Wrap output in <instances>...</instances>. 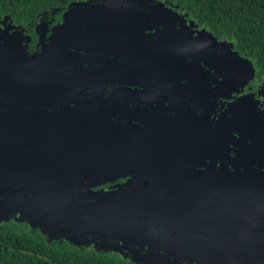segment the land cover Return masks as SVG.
Instances as JSON below:
<instances>
[{
	"label": "water",
	"instance_id": "1",
	"mask_svg": "<svg viewBox=\"0 0 264 264\" xmlns=\"http://www.w3.org/2000/svg\"><path fill=\"white\" fill-rule=\"evenodd\" d=\"M72 6L41 52L0 42V108L25 122L0 115V220L17 214L52 238L143 264H264V170L198 169L197 129L168 110L141 109L133 118V107L124 105L131 121L113 123L88 115L104 96L130 99L132 86L144 85L139 78L163 87L202 61L223 64L209 53L212 40L234 56L226 61L230 84L247 82L253 61L205 28L197 36L177 31L161 0ZM149 17L168 23L147 32ZM109 85L120 87L87 92ZM75 95L87 97L71 105ZM46 105L59 108L37 109ZM228 113L226 124L251 139L244 158L264 162V123L255 120L250 99L232 102ZM127 175L136 176L100 188Z\"/></svg>",
	"mask_w": 264,
	"mask_h": 264
},
{
	"label": "flooded vegetation",
	"instance_id": "2",
	"mask_svg": "<svg viewBox=\"0 0 264 264\" xmlns=\"http://www.w3.org/2000/svg\"><path fill=\"white\" fill-rule=\"evenodd\" d=\"M170 13L172 14L171 20H169L171 22V27L177 31L183 32L185 35H199V30H201L202 27L193 22L191 18L182 14L179 9L173 6ZM150 19L149 17L143 20V27L147 32H154L166 26L168 23L161 18H154L153 21ZM54 20V18L38 20L34 26V33L31 34L27 32V28L16 22L12 16L0 17V42H12L23 49L28 55L39 53L42 51L43 46L52 39L55 28L63 23V21L56 23ZM216 38L218 42L227 41L218 37ZM212 42L213 47L209 50V53L217 55V60H221L224 62L223 64L217 61L216 64L212 63V66L206 64L204 61L201 62V66L199 67H195L193 64L195 69L193 72L183 70L182 74L184 76L180 77L178 80H163V87L150 85L151 82H155V80H152L150 77L146 79L139 78L138 80L144 82V85L132 86L137 92L134 91V93L130 95V99L123 100V98H119V96H104V101L89 106L88 115L113 123L127 120L131 121L126 117L127 115L123 108L124 105L133 107L130 111L132 117L137 115V112L141 109H147L151 112L157 109H160L159 111L168 110L182 119L185 123L197 129L194 138L192 137L195 144L192 147L194 150L192 164L196 165L198 169L211 168L228 171L249 169L264 170V162L262 160L244 158L247 153L242 150L243 146L245 147L246 143H251V139L249 137H242L235 129H231L229 123L226 124L228 120L224 118L225 116H229L228 109L232 102L239 98L246 97V99H250L252 103V109L255 111V120L259 124H261L260 122L264 123V79L257 73V69L254 65V73L247 82L244 81V83H242L243 81L239 80L236 84H230V78L234 73L229 69L226 61L234 56L231 54L230 47L225 46V44H217L214 40H212ZM241 56L243 55L241 54ZM202 57L209 61L212 60L206 54ZM150 64L151 63L147 62L144 67ZM162 74L166 76L167 72ZM162 74L158 75L161 76ZM241 75L244 78L247 76L243 73H241ZM191 77L194 78V82L191 81ZM119 87L120 86L117 85H109L99 88L98 90L90 89L87 92L92 93L96 91L97 93H105L110 89L117 90ZM123 87L125 88L127 86ZM86 97L87 95H75L71 98L70 104L75 105ZM24 107L26 109H33L30 108V106ZM39 108L51 111L59 108V106L46 105L38 107L37 109ZM0 115L4 118H8L14 125L20 126L25 124L24 121L17 120L11 115H8L2 107L0 108ZM257 115L261 116V121L257 118ZM132 120L133 122L140 123L134 119ZM220 120L222 122L225 121L223 123V131L219 129ZM135 176L136 175H127L119 177L113 182H108L100 186V188L106 189L111 186H118ZM18 217L19 215L13 214L9 216V218H11L9 221L13 219L17 220ZM4 219L6 218L4 217ZM27 223L29 224V222ZM78 245L82 248L85 246L84 244ZM91 245L94 246V244Z\"/></svg>",
	"mask_w": 264,
	"mask_h": 264
},
{
	"label": "trees",
	"instance_id": "3",
	"mask_svg": "<svg viewBox=\"0 0 264 264\" xmlns=\"http://www.w3.org/2000/svg\"><path fill=\"white\" fill-rule=\"evenodd\" d=\"M79 1L85 0H0V17L12 16L32 34L38 20L64 22ZM161 1L214 36L232 42L264 79V0ZM11 218L0 220V264H143L120 251L91 244L82 248L65 238H52L26 219Z\"/></svg>",
	"mask_w": 264,
	"mask_h": 264
}]
</instances>
